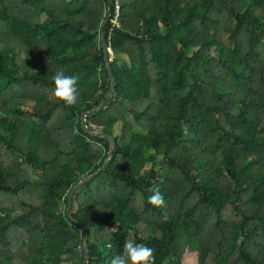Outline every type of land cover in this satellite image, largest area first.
Instances as JSON below:
<instances>
[{
  "label": "trees",
  "instance_id": "obj_1",
  "mask_svg": "<svg viewBox=\"0 0 264 264\" xmlns=\"http://www.w3.org/2000/svg\"><path fill=\"white\" fill-rule=\"evenodd\" d=\"M107 12L114 92L84 128ZM91 130L114 148L68 213L109 149ZM127 240L151 264H264V0H0V264H83V244L110 264Z\"/></svg>",
  "mask_w": 264,
  "mask_h": 264
},
{
  "label": "clouds",
  "instance_id": "obj_2",
  "mask_svg": "<svg viewBox=\"0 0 264 264\" xmlns=\"http://www.w3.org/2000/svg\"><path fill=\"white\" fill-rule=\"evenodd\" d=\"M52 81L54 85L53 94L58 100L66 105H72L76 102V75H68L58 71L52 76ZM147 200L155 206H161L164 203L163 195L158 188L152 190ZM152 253L151 247L127 240L123 244L122 253L114 256L110 264H151Z\"/></svg>",
  "mask_w": 264,
  "mask_h": 264
},
{
  "label": "water",
  "instance_id": "obj_3",
  "mask_svg": "<svg viewBox=\"0 0 264 264\" xmlns=\"http://www.w3.org/2000/svg\"><path fill=\"white\" fill-rule=\"evenodd\" d=\"M107 18H108V12H107V14L105 16V19H104L103 24L101 25V45H102V49H103V59H104V62H105V65H106V68H107V71H108V74H109V78H110L109 92H108L107 96L105 97V99L103 101H101L96 107L82 112V114H81V125L84 128H85V125H84V116L86 114H90L93 111L99 110L101 108V106L113 95V92H114L115 82H114L113 75H112V72L110 70V67L108 65V56H107V53L110 52L111 49H110L109 46L106 45V42H105V39H104L103 33H102V28H103V26H104ZM90 133L93 134V135H96L97 134V135H103V136L107 137V139L109 141V149H108V152H107L105 158L103 159L102 163L99 165V167L93 173H90L89 175H87L84 178L80 179L71 188V190L69 192V195H68V206H67V212L68 213H69V208H70V206L72 204V196H73V193L75 192V190L78 188V186L80 184H82L83 182H85L86 180H88L89 178H91L93 175L97 174L101 169H103V167L105 166L107 160L111 156L112 151H113V148H114L113 139H112V137L109 134L104 133L102 131H96V130H91ZM73 221H76V220L73 219ZM81 229H82L83 236H85V229L83 227ZM82 250H83V254H84L83 264H87L88 255H87V250H86V247H85L84 244L82 245Z\"/></svg>",
  "mask_w": 264,
  "mask_h": 264
}]
</instances>
